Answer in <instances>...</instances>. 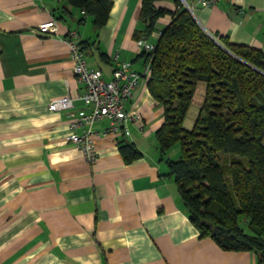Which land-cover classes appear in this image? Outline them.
Segmentation results:
<instances>
[{
  "label": "crops",
  "instance_id": "0c3cea01",
  "mask_svg": "<svg viewBox=\"0 0 264 264\" xmlns=\"http://www.w3.org/2000/svg\"><path fill=\"white\" fill-rule=\"evenodd\" d=\"M194 3L193 14L210 35L264 51V0ZM160 4L176 7L173 0ZM65 5L0 0V264H258L253 251L224 249L199 236L174 178L165 174L155 135L164 108L148 79L127 102L141 114L138 121L116 132L107 131V119L93 124L95 161L71 143L70 122L91 106L79 98L85 87L62 39L68 31L78 30L88 62L108 79L114 53L139 71L146 60L136 44L144 27L141 0H113L101 27ZM51 18L57 30L40 31ZM170 20L161 17L148 40L156 43ZM65 94L74 98L72 107L48 108ZM127 141L142 152L130 162L120 149Z\"/></svg>",
  "mask_w": 264,
  "mask_h": 264
},
{
  "label": "trees",
  "instance_id": "16d2710c",
  "mask_svg": "<svg viewBox=\"0 0 264 264\" xmlns=\"http://www.w3.org/2000/svg\"><path fill=\"white\" fill-rule=\"evenodd\" d=\"M162 0H141L138 32L160 30L147 80L151 95L164 108L155 135L161 159L177 185L199 236L211 237L228 250L255 252L264 264V51L226 38L216 40L182 0L174 9ZM82 9L94 25L107 23L113 0H65ZM81 20V19H80ZM82 46L85 50V46ZM204 97L191 128L184 125L198 84ZM179 146L177 157L169 155ZM130 162L142 155L134 142L120 147Z\"/></svg>",
  "mask_w": 264,
  "mask_h": 264
},
{
  "label": "built area",
  "instance_id": "2783aa9c",
  "mask_svg": "<svg viewBox=\"0 0 264 264\" xmlns=\"http://www.w3.org/2000/svg\"><path fill=\"white\" fill-rule=\"evenodd\" d=\"M219 0H194L201 6H210ZM190 0H182V3L193 12L195 3ZM42 32L57 30V23L54 18L43 21L39 24ZM80 33L71 29L62 38L70 48V55L73 60V69L78 80L84 85V91L79 95L85 103L90 104V110L82 113L70 122L71 133L69 140L76 147L83 150L86 159L93 162L98 157L95 145V132L93 124L101 119L108 120L107 131H121L123 126L130 120L138 121L141 114L128 109L127 102L134 96L136 88L142 79H148L152 70V54L145 62L144 69L139 71L132 66V62L121 59L119 52L114 53L113 60L115 67L110 79L104 76L103 70L88 62L86 51L80 40ZM139 49L153 52L156 43L141 36L136 40ZM74 98L65 94L53 98L48 108L54 111L68 109L73 106ZM127 130V129H126Z\"/></svg>",
  "mask_w": 264,
  "mask_h": 264
},
{
  "label": "rangeland",
  "instance_id": "374dc122",
  "mask_svg": "<svg viewBox=\"0 0 264 264\" xmlns=\"http://www.w3.org/2000/svg\"><path fill=\"white\" fill-rule=\"evenodd\" d=\"M156 34V31H154L152 34ZM203 84H200L196 90L194 99H193V103L190 107V109L188 110V113L186 115L185 121H184V125L188 128H191L195 122V119L199 113V108H200V103L202 101V97H203ZM178 148L179 146H175L169 153V155L177 157V153H178Z\"/></svg>",
  "mask_w": 264,
  "mask_h": 264
},
{
  "label": "water",
  "instance_id": "95a60500",
  "mask_svg": "<svg viewBox=\"0 0 264 264\" xmlns=\"http://www.w3.org/2000/svg\"><path fill=\"white\" fill-rule=\"evenodd\" d=\"M215 38V37H214ZM216 40H218L217 38H215ZM219 41V40H218ZM220 42V41H219Z\"/></svg>",
  "mask_w": 264,
  "mask_h": 264
}]
</instances>
